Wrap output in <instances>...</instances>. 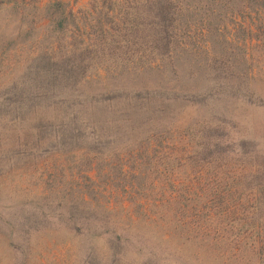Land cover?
Returning <instances> with one entry per match:
<instances>
[{
	"label": "rangeland",
	"instance_id": "374dc122",
	"mask_svg": "<svg viewBox=\"0 0 264 264\" xmlns=\"http://www.w3.org/2000/svg\"><path fill=\"white\" fill-rule=\"evenodd\" d=\"M131 1L0 0V264H264L259 254L264 240L252 231L264 220V207L255 210L256 197L264 193L259 167L264 163V0L192 1L182 18L188 22L180 39L186 52L175 55L178 77L169 76L171 85L180 80L188 102H172L162 113L163 122L175 128V140L186 141L194 150L207 145L208 137L217 140L221 156L216 174L222 180L212 193L227 201L223 207L209 203L205 163L194 155L187 158L190 166L177 175L181 181L173 189L143 190L123 180L120 165L110 158L115 151L104 165L108 175L96 179L95 172L87 171V150L59 154L41 142L53 127L45 122L42 129L35 127L38 114L13 120L7 106L16 99L56 94L42 89L44 74L37 83L30 81L31 70L58 63L64 51L78 53L83 40L82 57L69 56L67 63L88 68L85 90L165 81L167 74L159 71L108 74L117 61L102 57L99 45L90 36L86 39L94 32L89 28L93 19L106 16L118 23L124 10L135 11ZM63 12L66 23L59 31L56 23ZM215 70L222 82L239 84L238 98L229 99L217 88L207 91ZM81 74L74 72L78 79ZM241 90H248L246 99ZM121 106L93 114L116 121L126 116ZM212 118L222 124L216 127ZM142 196L147 198L148 214L160 219L136 224L124 219L120 240L92 239L86 232L71 230L70 211L84 216L83 226L100 230L91 215L94 211L113 210L118 220L123 219L125 201L130 202L125 204L129 214L144 210ZM232 206L237 209L228 214Z\"/></svg>",
	"mask_w": 264,
	"mask_h": 264
},
{
	"label": "trees",
	"instance_id": "16d2710c",
	"mask_svg": "<svg viewBox=\"0 0 264 264\" xmlns=\"http://www.w3.org/2000/svg\"><path fill=\"white\" fill-rule=\"evenodd\" d=\"M192 1L194 0H133L131 10L135 11L128 13L124 10L126 13L120 22L115 23L112 18L108 19L104 16L103 19H93L94 25L89 24V28L94 29V32L87 34L86 39L89 41L90 36L94 43L99 45L101 49L98 52L103 55L102 57L117 61V65L110 70L111 72L108 71V74L114 76L113 74L134 71L136 73L159 71L162 75L167 74L163 76L164 82L154 84L155 81L150 85L139 84L130 87L113 85L100 90H85L83 82L87 80L88 68L74 66V64L68 66L67 63L69 56L82 57L85 51L80 47H83L85 41L83 40L79 42L78 53L64 51L58 63H51V66L49 64L46 68L31 70L34 75L30 81L37 83V77L44 74L46 83L42 89L56 90V94L44 98L16 99L11 103L12 106H7L13 114V120L21 122L30 114H38L40 118H36L35 127L39 125L42 129L44 122L47 128L53 127L52 130H46L49 133L47 138L42 139L44 133H42V138L40 134V138L41 142L43 141L55 153L64 154L72 150H87V171L95 172L94 178L96 179L99 175H108L107 166L104 165L108 164L110 158H114L118 166L120 165L119 173L123 176V180L125 182L130 180L131 187L132 182H135L136 186L143 190L146 187L153 190L163 186L173 189L181 181L177 175L187 172V166H190L187 158L190 157L189 155H194L198 157L197 160L205 163L206 178L204 181L208 182L205 187L207 190L209 188L211 193L214 192L217 186L221 185L222 180L216 174L215 164L221 156L217 151V140L208 137L207 145L199 144L194 150L186 144V141L175 140L176 137L173 136L175 128L168 127L162 117L165 108L172 102L179 100L188 102L186 99L188 92L182 90L180 80L176 81L175 86L171 85L169 76L178 77L174 64L175 55L179 52H186L183 47H180V39L182 34H185L188 22L182 18L184 14H187ZM126 3L129 5L128 0ZM61 14V20L56 23L59 31L64 29L66 23L64 12ZM68 15L72 16L70 13ZM72 17V24L75 26L74 16ZM106 28L109 31L105 30ZM76 71L82 73L79 79L74 75ZM213 74L209 78L211 81L209 86L211 88L207 90L209 93L217 88L229 99L238 98L239 84L222 82V77L217 70ZM247 91L241 90L242 98L247 97ZM190 103L198 105L192 100ZM117 104H122L121 107L126 110V116L119 120L108 121L104 117H96L93 114L96 109H110ZM149 106L157 107L151 111ZM214 109L212 107V110ZM211 121L216 127L222 124L215 118ZM179 147L183 150L180 151ZM114 151L115 154H111ZM110 154L112 157L108 158ZM233 154L229 153V155ZM259 167L264 173V163ZM206 193L210 194L209 191ZM210 199L209 203L214 205L215 202L219 207H223L227 202L216 193H212ZM140 201H142L141 206L145 203L142 206L144 210L130 214L131 211L128 206H125L127 202L125 201L121 206L124 209L123 212H126L125 217L119 220L113 210L94 211L91 215L96 225L102 227L100 230L83 226L86 220L84 216L78 215L74 210L70 211L68 219L72 223L71 230L78 235L86 232L87 236L92 239L105 236L115 241L120 240L124 234L120 228L124 226V219L131 224L142 221L155 223L157 219H160V216L149 215L146 211L149 205L147 198L142 196ZM192 201L193 198L190 197L188 202L192 203ZM255 204L257 207L255 210L263 209L264 193L256 197ZM236 209L237 206H232L230 209L227 208L226 212L229 214L230 211ZM260 221L263 223L261 228L252 231L256 234L255 236L261 237L262 241L264 240V220ZM120 222L122 224H119ZM177 222L180 223V220ZM259 243L262 245L264 242ZM259 254H261L260 260L264 261V257L262 258L264 248H259Z\"/></svg>",
	"mask_w": 264,
	"mask_h": 264
}]
</instances>
